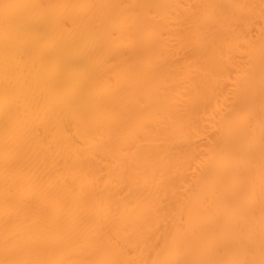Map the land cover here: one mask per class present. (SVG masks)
<instances>
[{
  "label": "bare ground",
  "instance_id": "1",
  "mask_svg": "<svg viewBox=\"0 0 264 264\" xmlns=\"http://www.w3.org/2000/svg\"><path fill=\"white\" fill-rule=\"evenodd\" d=\"M0 264H264V0H0Z\"/></svg>",
  "mask_w": 264,
  "mask_h": 264
}]
</instances>
